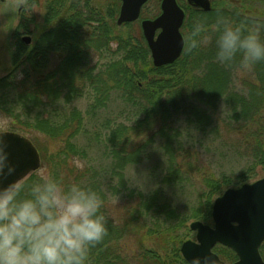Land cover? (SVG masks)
I'll use <instances>...</instances> for the list:
<instances>
[{
	"label": "trees",
	"instance_id": "obj_1",
	"mask_svg": "<svg viewBox=\"0 0 264 264\" xmlns=\"http://www.w3.org/2000/svg\"><path fill=\"white\" fill-rule=\"evenodd\" d=\"M43 1L41 23L31 14L32 45L19 43V63L0 79V113L10 120L8 130L29 138L45 174L91 186L101 195L108 231L91 249L89 264H188L179 250L186 223L211 219L210 200L220 191L218 178L193 172L198 149L217 140L226 153L246 159L240 181L257 165L264 169V62L250 68L242 67L239 57L228 66L218 63V33L212 31L218 18L249 27L264 22V12L254 10L264 8V0H239L235 7L219 2L210 11L185 7L183 52L161 67L153 65L134 22L117 24L121 0ZM145 5L140 19L157 10ZM197 19L207 22L211 42L188 52L186 36ZM23 21L21 27H27ZM84 99L88 106L82 113L72 104ZM114 101L124 106L123 122L100 117ZM92 117L99 129L89 128ZM81 140L87 146L81 147ZM89 147L102 152L106 167L79 165ZM155 150L164 158L166 174L150 191L132 188L125 170ZM192 185L206 198L205 208L182 213L173 195L188 196ZM214 251L226 264L237 259L226 247Z\"/></svg>",
	"mask_w": 264,
	"mask_h": 264
},
{
	"label": "clouds",
	"instance_id": "obj_2",
	"mask_svg": "<svg viewBox=\"0 0 264 264\" xmlns=\"http://www.w3.org/2000/svg\"><path fill=\"white\" fill-rule=\"evenodd\" d=\"M209 31L205 20H195L186 36L187 51L207 46ZM212 31L218 33V63L228 66L239 57L241 66L250 68L264 62V22L249 27L218 18ZM9 156L8 141L0 135V264H89L91 249L108 231L101 195L50 174L12 178L17 165ZM132 184L146 190L145 182ZM211 259L196 257L191 264H211Z\"/></svg>",
	"mask_w": 264,
	"mask_h": 264
},
{
	"label": "water",
	"instance_id": "obj_3",
	"mask_svg": "<svg viewBox=\"0 0 264 264\" xmlns=\"http://www.w3.org/2000/svg\"><path fill=\"white\" fill-rule=\"evenodd\" d=\"M147 0H121L117 24L134 22L139 18ZM204 11L211 9L208 0H188ZM161 13L154 19L141 21V29L155 67L176 61L184 49L180 28L184 11L176 0H161ZM159 31L158 33H156ZM27 44L30 37H24ZM8 141L9 159L17 165L12 178L23 180L40 166V156L33 143L12 131L0 132ZM212 225L193 221L195 241L186 240L180 247L184 260L191 264L196 257H211V264H225L213 252L216 244L232 249L237 261L232 264H264L259 248L264 242V178L237 188H228L212 206Z\"/></svg>",
	"mask_w": 264,
	"mask_h": 264
},
{
	"label": "rangeland",
	"instance_id": "obj_4",
	"mask_svg": "<svg viewBox=\"0 0 264 264\" xmlns=\"http://www.w3.org/2000/svg\"><path fill=\"white\" fill-rule=\"evenodd\" d=\"M7 1L8 3H10V5H13V8H14L13 11H15L18 5L24 0H7ZM243 1L246 2L249 0H243ZM43 2H44L43 0H40V3L38 5H32L31 7V14L32 16H34V19L38 23H41L40 21L42 20V16H43V11H44L43 6H42ZM149 2L145 5L147 10L151 11V10H154V8H157V10L154 11V15H151L143 19L152 20L156 18L160 13L161 0H150ZM178 2L180 5L187 7V8H193V9L199 8L189 3L188 0H178ZM219 2L225 3V5H227L228 7H235L236 5L239 6V0H211L210 6H213L215 3L218 4ZM254 10H256L258 14H261L262 12H264V8H261L260 6H258V8ZM18 20L19 19L14 16V13L11 15L8 14V16L4 17V15L0 12V79L9 75L13 71L16 64L19 63V61L15 60V55L17 52H19V50L17 49L19 43L17 41L20 36H14L11 33L14 27L17 26ZM140 20L133 23L136 26L137 34H142ZM182 26L180 28L181 33H182ZM30 29L34 30L35 24H31ZM158 32L159 31H157L156 33ZM29 36L31 38L30 42L28 44L26 42L24 43L25 46L27 47L31 46L33 43V36H34L33 33L29 34ZM150 58H151V55H150ZM72 106L77 107L82 113H85L87 106H88V101L87 99L77 101V102H74ZM123 111H125L124 106L121 103L114 101V102H111V104H109L107 109L104 111L105 114H101L100 117L103 116L107 118L108 115L109 116L111 115L112 117L117 118L118 121L123 122L125 120L124 118H126V114H123L120 116L121 112ZM126 123H129V122L126 120ZM88 125H89V128L91 129H99V127H101V123L98 122V118L96 117H92L89 120ZM9 126H10V120L6 116L0 113V132L11 131V130H8ZM79 143L81 147L87 146L86 141L84 140L79 141ZM205 144H206V148L198 149V152H199L198 159L199 160L195 162V165L198 168H195L193 172L195 174L210 173L211 174L210 176L218 178L220 182V191L212 195L210 204L211 203L213 204L214 200L218 196H221L224 193V191L227 190L228 188H237L242 184L252 183L258 179L264 178V169H262L261 166L257 165V167H255L251 175H249L246 179H243L242 181H240L238 174L247 165L246 159H242L241 156L236 155V154L234 155L229 152L226 153V149H224L221 146L220 141L206 140ZM107 162L108 160L106 161L105 157L102 156V152L99 153L98 149L95 147H89V149H87V156L85 157L83 162L82 161L79 162V165L81 167H84V166L92 164V166L96 168H102L104 165L106 167ZM41 163H42V160L40 157V166L34 172H40V173L45 174L43 169H40ZM125 173L128 179L130 180V185L132 188L142 191V192H147L154 188L153 186L155 185L154 183L156 182L155 179H159L163 175L166 174V164L160 152L155 150L154 152L152 151L150 159L143 161L139 165L129 167L128 169L125 170ZM30 174L27 175L23 180L28 178ZM134 180L141 187L144 186V182H145L146 190H141L138 186L132 184ZM190 189H191V193L188 194V196L185 194L182 195L180 193H176L175 195H173L172 201L174 200L175 202L174 205L182 213L190 212L191 208L192 209L197 208L198 206L204 207V205H206V198H202L204 195L201 197V194H199L198 192L197 186L192 185ZM201 192L202 190H200V193ZM120 202L121 201L116 202V204L120 205ZM208 218L209 217L206 218L207 220H204L202 218L189 220L186 223V228L183 230L184 236H183L182 243L185 242L186 240H193V241L195 240V232L190 229V224L193 221H200L203 224L211 225V219L210 218L208 219ZM133 243L138 244L137 241ZM182 243L179 246V250H180ZM126 244L127 246L131 247L132 241L126 242ZM146 246L147 247L149 246L148 243H146ZM259 252H260L262 259L264 260V242L261 244L259 248Z\"/></svg>",
	"mask_w": 264,
	"mask_h": 264
},
{
	"label": "flooded vegetation",
	"instance_id": "obj_5",
	"mask_svg": "<svg viewBox=\"0 0 264 264\" xmlns=\"http://www.w3.org/2000/svg\"><path fill=\"white\" fill-rule=\"evenodd\" d=\"M177 3L179 4L178 0H176ZM210 5H211V0H208ZM10 3H8L7 0H0V12L5 16H8L14 13V16L16 18H18V24L17 26L14 27L13 31L11 32L12 35L14 36H20L18 39V43H22L24 44L25 41H23L24 37H30L29 34L30 33V18H31V7L32 4L30 3V0H24L23 2H21L17 9L15 11H13V5H10ZM179 6L184 10L185 12V7L180 5ZM141 14V11H140ZM24 19L23 23H25V25L27 27H21L20 23L21 20ZM31 39V38H30ZM27 45V44H26Z\"/></svg>",
	"mask_w": 264,
	"mask_h": 264
}]
</instances>
